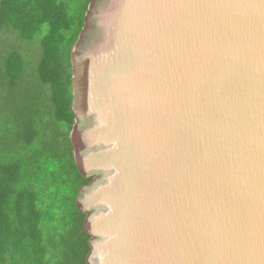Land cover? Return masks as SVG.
Wrapping results in <instances>:
<instances>
[{
  "label": "water",
  "instance_id": "water-1",
  "mask_svg": "<svg viewBox=\"0 0 264 264\" xmlns=\"http://www.w3.org/2000/svg\"><path fill=\"white\" fill-rule=\"evenodd\" d=\"M71 64L86 264H264V0H91Z\"/></svg>",
  "mask_w": 264,
  "mask_h": 264
},
{
  "label": "trees",
  "instance_id": "trees-1",
  "mask_svg": "<svg viewBox=\"0 0 264 264\" xmlns=\"http://www.w3.org/2000/svg\"><path fill=\"white\" fill-rule=\"evenodd\" d=\"M90 2L0 0V264H86L71 55Z\"/></svg>",
  "mask_w": 264,
  "mask_h": 264
},
{
  "label": "rangeland",
  "instance_id": "rangeland-1",
  "mask_svg": "<svg viewBox=\"0 0 264 264\" xmlns=\"http://www.w3.org/2000/svg\"><path fill=\"white\" fill-rule=\"evenodd\" d=\"M3 37H5V44L6 45H10V44H13L14 42H15V40H14V38L13 37H11V36H9V37H6V36H3ZM35 50V49H34ZM33 58H37V56H32ZM73 128L75 129L76 128V123H74V126H73ZM72 132V131H71ZM70 140H71V144H72V147L74 148V146H75V144H74V133L72 132V134H70ZM75 154H74V149H73V156H74ZM74 159H75V157H74ZM75 162H76V160H75ZM78 167V166H77ZM78 170H79V168H78ZM80 171V170H79ZM81 173V172H80Z\"/></svg>",
  "mask_w": 264,
  "mask_h": 264
}]
</instances>
